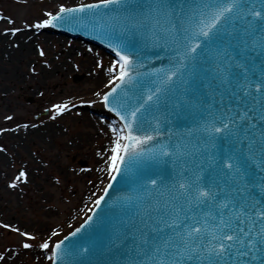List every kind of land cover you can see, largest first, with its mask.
Returning a JSON list of instances; mask_svg holds the SVG:
<instances>
[{
    "label": "snow or ice",
    "instance_id": "snow-or-ice-1",
    "mask_svg": "<svg viewBox=\"0 0 264 264\" xmlns=\"http://www.w3.org/2000/svg\"><path fill=\"white\" fill-rule=\"evenodd\" d=\"M45 16L34 27H90L115 56L96 93L119 121L103 192L118 178L130 186L108 209L105 251L131 240L123 264H264V0H90ZM135 35L166 49L167 64L138 71ZM181 117L191 124L175 131ZM104 216L39 247L52 264L90 251L65 241Z\"/></svg>",
    "mask_w": 264,
    "mask_h": 264
},
{
    "label": "rangeland",
    "instance_id": "rangeland-1",
    "mask_svg": "<svg viewBox=\"0 0 264 264\" xmlns=\"http://www.w3.org/2000/svg\"><path fill=\"white\" fill-rule=\"evenodd\" d=\"M74 1L70 5L67 0H0V34L12 37L10 30L17 28L20 31L15 34L28 31L32 36H56V40L65 44L64 48H80L84 55L92 53V59L94 55L89 74L103 69L108 72L111 61L105 55L95 59L102 56L100 49L34 27L46 18V12L55 13L60 3L73 6L90 2ZM2 47L0 45V49ZM32 50L31 58L23 60L20 73L25 79L24 87L32 85L29 92L23 91L21 86L10 87L0 77L5 89L0 93V256L3 257L0 264H49L51 253L41 249L39 244L50 237V243L55 241L57 237L52 236L53 232L59 233L58 238H61L77 226L90 211L99 185L109 179L108 159L98 174L95 168V160L101 152L110 155V144H105L108 136L102 137V130L110 120L93 109L101 102L96 93L102 86L86 81L85 71L79 66L85 60L83 55L75 61L63 59L54 44L38 43ZM46 54L50 56L43 58ZM3 55L5 53L0 54V68ZM48 62L52 65L67 63L66 69L42 79L39 74ZM74 90L88 92L67 97ZM88 100L94 103H81ZM62 103H68L69 108L57 114L52 106ZM73 110L92 115L98 128L82 124L78 114H72ZM49 124L55 125L59 133L47 135L45 139L24 135L28 128H46ZM17 170L24 171L26 178L20 177L17 181ZM97 176L100 180L94 184ZM24 232L31 233L35 239L25 237ZM24 243L32 247L26 249Z\"/></svg>",
    "mask_w": 264,
    "mask_h": 264
},
{
    "label": "water",
    "instance_id": "water-1",
    "mask_svg": "<svg viewBox=\"0 0 264 264\" xmlns=\"http://www.w3.org/2000/svg\"><path fill=\"white\" fill-rule=\"evenodd\" d=\"M56 11L58 10H55V12ZM77 27L79 28V30H76ZM54 29L56 30L54 31L55 33L61 34L58 36H62V35L79 36L76 38L85 39L88 42L100 47L108 54L114 56L112 50L109 49L106 46V44L101 43L100 39H98L97 35L91 31L90 27L85 28L80 26H73V30H69V27L65 26V27H54ZM66 36H62V37L68 38ZM69 39L89 44L82 40L73 39V38H69ZM130 42L132 44V47L137 52V55L140 58V62L145 65V68L143 69L138 68L137 69L138 71L143 72L150 68H158L162 64H167V57L170 53L166 49L162 47H154L150 44L148 46H145L144 40L139 35L131 36ZM105 109L111 112L108 108ZM112 114L115 116L114 113ZM101 117H105L104 114L101 113ZM116 118L118 119V117ZM190 124H191V118L181 117V118H173L172 126L175 131H180L183 128L190 126ZM166 130L167 129H165V131ZM161 167H163V165H161ZM129 186L130 185L124 179L118 178L117 180L112 181V186L109 188V192L108 193L103 192L101 194L105 196V200L101 202L100 207L96 209V212H93L91 210L90 213L88 214V216H93V218L96 219L97 214L100 213L101 210H103L105 213L103 222L85 226V228L82 229L81 232L78 233L75 237H69L68 240L65 241V246L68 247L69 250H71L72 247H80L91 250L83 252L80 255L73 254L71 256H65L62 260H57L55 264H112L113 260L118 261L119 264H123V262L129 258L128 248L131 245V240L126 241L125 244L119 246L118 248L112 249L111 252L105 251V246L108 243L109 218L112 217L113 215V213L109 212L108 209L111 207L114 198L120 194L127 192ZM85 219L81 224L84 223ZM81 224L75 227L78 228L80 227ZM75 229H73L71 232L75 231ZM66 234L65 236L68 235ZM64 237L62 239L61 238L59 239L63 240ZM50 264H52L51 261Z\"/></svg>",
    "mask_w": 264,
    "mask_h": 264
},
{
    "label": "bare ground",
    "instance_id": "bare-ground-1",
    "mask_svg": "<svg viewBox=\"0 0 264 264\" xmlns=\"http://www.w3.org/2000/svg\"><path fill=\"white\" fill-rule=\"evenodd\" d=\"M68 4H73L75 3L74 0H67ZM19 35V36H18ZM56 36H45V35H40V36H32L30 32L25 31V32H20L17 34H14V36L11 37V35H2L0 34V45H2V49H0V54L5 53V55H3V60H1V68H0V77L2 81H5L10 87H16V86H21V89L25 92H29L30 88L32 85L27 84L26 87L25 86V79H22L21 76V66L23 64V60L25 59H29L31 58V56L33 55V46L35 44L41 45L43 44H47V45H51L54 44L56 45L60 50V52H62L63 55V59L65 58H70L72 61H75V58L79 57L80 55H83V58L85 59L84 61H82L79 66L82 67V69L85 71V79L88 83H92V85H96L97 87L102 86L100 92L106 90V87H109L107 85V79L108 78V72H105V69H103L102 71L96 73V74H89V68L91 66H93V59H94V55H93V59L91 57L90 54L87 52L86 55H84L82 52L83 50L80 48H76L74 46H72V48H64L65 44L63 42H60L58 40H56ZM94 47V46H93ZM96 48V47H94ZM101 52V51H100ZM102 56L99 58L95 59H102L104 58L103 56L105 55L110 61H112L114 58L111 57L109 54H105V52L101 53ZM50 55L46 54L43 58L49 57ZM19 65V68L18 66ZM67 63H63L60 65H52L51 62L46 63L45 65V69H42L40 72V77L42 79H48V76L52 73L57 74V73H62V71H65V67H66ZM49 66H52L51 68H48ZM3 78H2V76ZM23 80V82H21ZM9 86H6L7 88ZM2 90L4 89V85L0 84V93ZM85 92L88 91H81V92H77L76 90H74L73 92H70L67 97H73L74 95L78 96V95H83ZM68 99V98H67ZM93 109L95 111H101L103 112V106L102 103L97 104L95 107H93ZM72 114H78V118L79 121L84 124L85 126H90L91 128H98L97 124L94 121V117L86 112H80L73 110ZM63 116V115H62ZM58 118H55V120H57ZM114 121V120H113ZM113 121H111L113 123ZM115 122V121H114ZM116 123V122H115ZM48 127L46 128H28V130H26V132L24 133V135H33L34 138H37L38 136H41L43 139H45V137L47 135H56L57 133H59V130L57 129V127L55 125L49 124L47 125ZM108 130H110L108 128V125L106 127V129L102 130V137L108 136L106 143L110 144L108 145V149L109 147H111V139H112V135L111 133L108 132ZM27 133V134H26ZM100 138V136H99ZM80 140V138H79ZM32 141V140H29ZM102 155V156H101ZM108 159V155H105L103 152L100 153V155L98 156V158L95 160V168L97 171V174L99 172V170L102 168V165L106 162V160ZM95 183L97 184L99 179V176H97L95 178ZM108 178H106L103 183H101L99 185V188L97 189V195L101 192L103 186L105 185V183L107 182Z\"/></svg>",
    "mask_w": 264,
    "mask_h": 264
}]
</instances>
